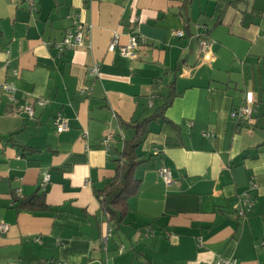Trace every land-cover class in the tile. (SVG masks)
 <instances>
[{"label":"crops","instance_id":"crops-1","mask_svg":"<svg viewBox=\"0 0 264 264\" xmlns=\"http://www.w3.org/2000/svg\"><path fill=\"white\" fill-rule=\"evenodd\" d=\"M75 21L82 46L58 55ZM114 34L144 43L124 58L107 50ZM263 34L264 0H0V84L15 86L14 101L0 88V264H264ZM171 92L167 122L135 149L126 215L109 223L100 196L124 144ZM248 93L252 117L231 119ZM40 97L29 119L20 107ZM34 194L43 208H17Z\"/></svg>","mask_w":264,"mask_h":264},{"label":"built area","instance_id":"built-area-1","mask_svg":"<svg viewBox=\"0 0 264 264\" xmlns=\"http://www.w3.org/2000/svg\"><path fill=\"white\" fill-rule=\"evenodd\" d=\"M73 26H74V31L73 32H66L63 35L61 41H59L57 44L54 45V48L58 52V55H61L68 50H73L77 47L82 46V38H83L84 28L82 25L78 24L76 21L73 22ZM175 35L177 37H182L183 33L181 31H178L175 33ZM263 38H264V34H263ZM118 39H119L118 35L114 34L110 43H109L107 50L110 53L117 52L120 56H122L124 58H131L133 56L135 49L138 47L139 43H144V39L138 34H132L129 37L128 42L122 46L119 45ZM199 49L204 54V57L209 56L210 44L207 41L201 40L199 42ZM86 73H87L88 78H90L92 81H94L99 76V66L97 64H95V65L87 68ZM13 75L17 76V72L13 71ZM0 88L4 92H6L10 101H14L13 94L15 91V86L13 83H10V82L2 83V84H0ZM90 91H91V88H84L81 90V92L84 93L85 95H90ZM253 103L254 102H253V99L251 97V94L250 93L246 94L244 103L241 106L232 109V111L230 113V118L236 119L238 121L239 120H242V121L249 120L254 113ZM48 104H49L48 100L40 97V98L35 99L32 102H28V103L24 104L20 108H21V111L29 119H32L34 117L35 106L40 107V108H45L46 106H48ZM148 105L151 107V103H149ZM53 124L55 126L57 133H62V132L67 131L69 129L68 121L63 119L61 117L60 113H58V112L55 115ZM187 125L191 126V123H188ZM84 136L85 135L83 134L82 137H84ZM201 136L203 138H206V139H211L214 137V134H212L210 132L202 131ZM102 143H103V146H105L107 148L108 143H109V138H106L105 140H103ZM157 174H158V177L164 183L168 184L171 182V173L168 169L161 168ZM47 182H48V175L46 173H43L42 187H44ZM253 187L254 186L251 185L250 188H253ZM241 202L243 203V206H244V209H242L240 212L241 214L251 210L252 202L250 201L247 193L243 194V200ZM7 230H8V225H6L5 223H0V233L1 234L6 233ZM111 234H112V229L110 227H107L106 231H105V236L102 240V245H104V248L106 246L107 239L111 236ZM212 264H239V263L236 260H221V261H218V262H215Z\"/></svg>","mask_w":264,"mask_h":264},{"label":"trees","instance_id":"trees-1","mask_svg":"<svg viewBox=\"0 0 264 264\" xmlns=\"http://www.w3.org/2000/svg\"><path fill=\"white\" fill-rule=\"evenodd\" d=\"M173 98L174 94L171 92L165 103L156 110L152 116L134 126V137L130 141L125 142L121 153L122 161H118V174L115 179L109 183V186L103 192L102 196H100L102 207L109 223L115 225L121 224L122 219L125 217L127 199L132 196L138 188V181L134 178V168L138 164L135 149L145 136L149 122L158 119L167 122L164 114ZM43 207L44 203L42 196L36 194L20 200L17 206V208L21 209H41ZM110 228L113 229L111 224Z\"/></svg>","mask_w":264,"mask_h":264}]
</instances>
